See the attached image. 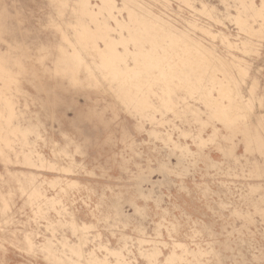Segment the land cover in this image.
Masks as SVG:
<instances>
[{
    "label": "rangeland",
    "instance_id": "374dc122",
    "mask_svg": "<svg viewBox=\"0 0 264 264\" xmlns=\"http://www.w3.org/2000/svg\"><path fill=\"white\" fill-rule=\"evenodd\" d=\"M134 1L222 63L101 0H0V264H264V0Z\"/></svg>",
    "mask_w": 264,
    "mask_h": 264
},
{
    "label": "bare ground",
    "instance_id": "6f19581e",
    "mask_svg": "<svg viewBox=\"0 0 264 264\" xmlns=\"http://www.w3.org/2000/svg\"><path fill=\"white\" fill-rule=\"evenodd\" d=\"M84 3L90 4V0H84ZM122 11H124L126 13L128 19H129V22L130 21L132 22L133 20H138V21L144 22V24H149L152 27H155V28L159 27L160 29H162L164 37L166 39H169V41H172L175 44L184 43L185 45L188 46V48H187L188 53H191L193 55H198V56H201V57L208 59L209 61H212L213 68L217 69L218 65H220V63H222L221 58L219 56H217V53L213 49L207 48L206 46L203 45V43L200 40L191 37L190 35H188V33L184 32L182 30H179L175 26H173L170 23H168L167 21L163 20L160 16L153 14L146 6L144 7L143 4L136 2L134 0H121L120 4H118V2L116 0H101V5L99 6V12L104 14L105 18H107V19L109 18L113 22V24H111V25L105 24V25H108V26H106L107 27L106 30H111V31L117 32V31L121 30V26H123V25L129 27V24L126 25L124 23V20L122 18L120 19L115 14V13L121 14ZM104 20L105 19H103V21ZM138 30H141V28H138ZM138 30L136 29V32ZM108 37H109V39H107V40H108V43H110V36H108ZM129 37H131V36H129ZM221 38L226 39L225 36H221ZM125 39L126 38H124V36H122V37H120L119 40L122 44H124ZM227 43L230 44L231 42L228 41ZM116 52H117V54L118 53L121 54V51H119V50H117ZM129 52H131V50H127L126 48L123 49V51H122V53L123 54L126 53V55L129 54ZM138 52L139 51L137 49H134L131 52L132 58H136V56L138 55ZM117 54L115 53V56H118ZM171 56H172V51H166L164 49L159 51V50H156V47H153L148 51L147 57L156 58L157 60L155 62H146L144 65L146 68H151L153 66H158L160 63H162L163 68H165V71H167L169 69V66H168L169 62L168 61L170 60ZM177 58H179V57H177ZM190 62H191L190 59L186 60V62L184 61L181 64V69L177 73V74H179L180 72L184 73L186 80L188 82L187 84L192 83V85L199 90H203L205 88H210L211 86H213L215 84V82L217 80L216 75L207 76V75H205V73L194 74V73H192V71H194L195 69L190 68V66H191ZM231 63H233V65L235 67H237L238 69H241L243 71L245 70V66L240 62V60H233ZM143 69H145V68H143ZM193 76L195 77V83L196 84L191 82L192 81L191 77H193ZM221 94L224 95L226 98H228V91L227 92H225V91L221 92ZM224 111L225 110L221 107V112H224ZM37 158L40 160V162H42V157L40 155H37ZM26 160H28V158ZM30 162L32 163V161H30ZM29 178H30L31 182L33 181V183L36 180L35 174H30ZM58 180H59L58 177H53V179L51 181H58ZM39 194H40V192L38 190L37 185L36 184L32 185V187L30 188V191H29V196L37 197ZM2 212L4 214L5 211L2 209ZM84 226L86 227L87 224L82 223V225H80V227H84ZM24 239L29 245L30 239H29L28 235H25ZM183 245L184 244L182 242L176 241L174 246H173V249H171L169 251V254L167 256H165V260L169 261V259H171V258L174 259V258L178 257L179 254L177 253L176 248H180L181 251L184 252V249H182ZM42 247L52 252L51 243L49 241H47L45 244H43ZM69 249H70L71 257H67L68 259H73L72 258L73 255L75 257L79 256L80 245L69 244ZM108 251L112 252L114 254L120 253L118 249H109ZM191 251L194 255H196V254H202L205 251V249L198 246V247H196V249L191 250ZM157 252H158V248L154 247L152 249V251L149 253V258L154 257L157 254ZM71 261H72V263H74L73 260H71ZM94 261H95V263H93ZM87 264H108V263L106 261H104V259H100L97 257L90 256L87 259ZM117 264H121V263L117 262Z\"/></svg>",
    "mask_w": 264,
    "mask_h": 264
}]
</instances>
